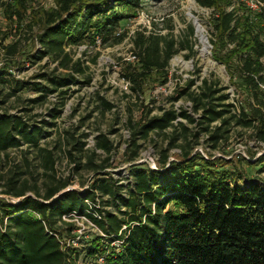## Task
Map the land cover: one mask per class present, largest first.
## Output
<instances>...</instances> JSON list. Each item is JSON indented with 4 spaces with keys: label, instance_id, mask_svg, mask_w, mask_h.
I'll use <instances>...</instances> for the list:
<instances>
[{
    "label": "trees",
    "instance_id": "trees-1",
    "mask_svg": "<svg viewBox=\"0 0 264 264\" xmlns=\"http://www.w3.org/2000/svg\"><path fill=\"white\" fill-rule=\"evenodd\" d=\"M198 1L217 12L211 39L214 58L226 66L232 84L246 99L239 113L233 114L234 105L227 102L228 87L207 77L197 86L198 90L192 91L196 80L191 79L174 98L187 95L194 112H200L205 120L200 122L206 124L203 131L209 132L212 123L221 122L209 136L215 144L225 137L227 129L224 131L223 127L233 121L252 129L254 137L264 142V13H253L244 5L228 10L232 0ZM138 3L139 0H56L54 8H32L41 25L37 35L40 48L29 56L37 60L48 57L68 69L72 62L70 46L85 44L88 38L92 42L98 39L102 45L121 43L126 33L119 32V27L128 15L114 5L130 9ZM30 7L28 0H0V17L22 28ZM190 31L193 35L192 26ZM178 45L174 37L139 32L134 39L139 68L127 75L132 91L142 95L153 73L157 75L155 79L165 83L170 61L179 50L194 51L189 39ZM18 46L8 44L4 49L14 55ZM72 67L75 72L82 71L79 62ZM54 73L40 74L47 84L26 82L17 79L8 65L0 69V84L9 88L8 95L23 89L40 93L31 100L38 103L52 93L67 94L69 89L63 88L77 81L69 72ZM104 104L108 109L113 107L109 102ZM161 110L151 116L148 106L145 117L129 121L134 146L130 161L139 156L140 138L148 139L152 132L171 127L176 130V121L184 126L179 118L196 122L185 109ZM43 135V128L28 124L23 116L0 111V152L24 144L39 146ZM99 146L107 153L113 148L107 139ZM40 151L49 178L45 189L26 183L18 186L20 179L12 176L3 193L18 197L19 201L0 198V264H89L97 255L104 256L105 264H264V184L249 179L242 170H218L213 160L192 155L186 149L179 159L168 162L165 151L160 161L162 168L131 169L133 183L125 194L114 181L99 178L84 194L68 190L56 197L69 181L57 179L53 151ZM96 189L109 195L116 213L101 208ZM73 212L86 215L106 236L99 235L84 247L67 245L65 237L75 236L65 234L59 222Z\"/></svg>",
    "mask_w": 264,
    "mask_h": 264
},
{
    "label": "rangeland",
    "instance_id": "rangeland-1",
    "mask_svg": "<svg viewBox=\"0 0 264 264\" xmlns=\"http://www.w3.org/2000/svg\"><path fill=\"white\" fill-rule=\"evenodd\" d=\"M232 1L228 10L244 5V8L253 13H264L262 7L251 8L252 0ZM28 3L32 7L27 12L22 28L3 16L0 17V69L9 65L14 76L26 82L47 84L40 74L53 72L55 75L69 72L76 76L77 81L63 88L69 89L67 94L52 93L38 103L31 100L40 93L23 89L14 95H8L9 88L0 84V111L23 116L28 124L41 127L44 131L39 146L24 144L7 152H0V198L11 202L19 201L18 197L3 193L12 176L20 179L18 186L26 183L45 189L49 178L43 167L44 159L40 148L53 151L57 179L69 181L65 190H77L82 194L91 190L92 184L99 178L114 181L122 186L125 194L133 183L131 169L134 166L162 168L160 161L165 151L168 162H171L179 159L184 149L191 151L192 155L198 154L213 160L218 170H242L249 179L264 184V142L254 137L252 129L237 126L233 121L223 127L224 131L227 129L225 137L215 144L209 136L216 127L221 126V122L212 123L209 132L203 131L206 124L200 122L204 119L200 112H194L193 102L187 95L174 98L178 90L185 88L191 79L196 80L192 91L198 90L197 86L207 77L218 81L221 87H228L226 92L230 94V99L227 102L234 105L233 114H238L243 102L245 103V95L239 94L232 84L226 66L214 58L211 39L214 36L213 20L217 16L215 8L203 7L198 0H139L138 5H133L130 9L114 5L116 10L128 15L124 24L119 27V32L126 33L125 39L119 44L102 45L100 40L92 42L88 38L85 44L70 46L68 51L72 62L65 69L59 62H53L48 57L37 60L29 56L40 48L37 35L41 31V25L30 9L37 11L41 8H54L56 0H28ZM111 4H115V1ZM195 19L204 28L205 42L198 33ZM190 26L194 29L193 35H190ZM139 32L174 37L179 42L178 46L189 39L194 49L193 52L180 49L170 61L167 81L160 83V79H155L157 75L153 73L151 79L146 81L142 95L132 91L127 77L132 70L139 68L138 59L134 57V39ZM13 43H17L19 48L16 54L11 55L4 47ZM75 62H79L81 72L73 69ZM105 101L113 107L108 109ZM148 106L151 108V116L162 113V108H175L178 112L185 109L196 118V122L189 123L188 120L179 118L185 127L176 121V130L171 127L164 132H152L148 139L140 138L139 156L135 161H130L128 157L134 146L129 121L137 122L145 117ZM174 137L178 139L171 143ZM105 139L113 144L110 153L99 146ZM249 161L256 164H248ZM99 165L105 167L100 169ZM96 192L101 208L116 213L117 209L110 204L109 195H102L97 189ZM30 194L32 193L29 192L28 195ZM59 223L65 234H78L79 239L83 238L75 240V247H84L87 242L91 243L101 235L85 219ZM71 225L73 227L70 229ZM65 239L69 243L73 241L68 235ZM89 264H95L94 259Z\"/></svg>",
    "mask_w": 264,
    "mask_h": 264
},
{
    "label": "built area",
    "instance_id": "built-area-1",
    "mask_svg": "<svg viewBox=\"0 0 264 264\" xmlns=\"http://www.w3.org/2000/svg\"><path fill=\"white\" fill-rule=\"evenodd\" d=\"M252 2V4H251V8L252 9H259V8H261V7H264V3L263 2H261L260 0H252L251 1ZM134 57H136V56H134ZM99 207V206H98ZM78 219H85L87 222H89V223H91L94 227H96L98 230H99V232L101 233V235L100 236H106L105 234H104V232L92 221V220H90L86 215H84V214H80L79 212H73V213H70V214H68V215H65V216H63V218H62V221L61 222H69V221H74V220H78ZM126 226V225H125ZM125 226L123 227V230H124V228H125ZM127 227V226H126ZM126 229V228H125ZM79 236H78V234L76 235L75 234V237L74 238H72L73 239V241L72 242H67V245H75V243H76V241L75 240H82L83 238H78ZM66 240V239H65ZM67 241V240H66ZM117 242H119V241H117ZM120 243V242H119ZM96 260V261H95ZM94 263L95 264H105V260H104V256H102V255H97V257H95L94 258Z\"/></svg>",
    "mask_w": 264,
    "mask_h": 264
},
{
    "label": "bare ground",
    "instance_id": "bare-ground-1",
    "mask_svg": "<svg viewBox=\"0 0 264 264\" xmlns=\"http://www.w3.org/2000/svg\"><path fill=\"white\" fill-rule=\"evenodd\" d=\"M191 16H192V15H191ZM192 17H193V16H192ZM193 18H194V17H193ZM195 22H196V25H197L198 33H199L200 35H202V36H201V39H202L203 42H205V38H204V36H203L204 28L202 27V25H201V23H200V21H199L198 19H195Z\"/></svg>",
    "mask_w": 264,
    "mask_h": 264
},
{
    "label": "water",
    "instance_id": "water-1",
    "mask_svg": "<svg viewBox=\"0 0 264 264\" xmlns=\"http://www.w3.org/2000/svg\"><path fill=\"white\" fill-rule=\"evenodd\" d=\"M68 190H70V189H68ZM68 190H64V191L60 192L58 195H56V197L60 196L61 194H63L65 191H68Z\"/></svg>",
    "mask_w": 264,
    "mask_h": 264
}]
</instances>
